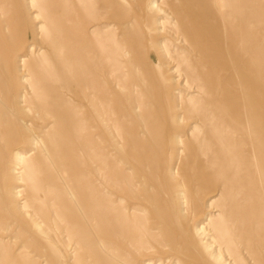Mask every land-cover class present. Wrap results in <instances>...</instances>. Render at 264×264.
Listing matches in <instances>:
<instances>
[{
  "label": "bare ground",
  "instance_id": "1",
  "mask_svg": "<svg viewBox=\"0 0 264 264\" xmlns=\"http://www.w3.org/2000/svg\"><path fill=\"white\" fill-rule=\"evenodd\" d=\"M58 1L61 8L58 14L62 16L66 25L74 22L79 26L81 21L72 19L70 16L72 12L75 15L78 14L77 7L80 0ZM158 1L149 0L148 5H146L147 12L144 9L146 7L143 5L144 1L133 5L135 12L132 19L112 22L108 12H104L100 13L99 17L95 18L92 24L87 25L82 30L79 29L82 33L80 36L75 35V30L72 31L66 25H62L59 26L58 38L54 40L53 37H50V43H48V47L51 49L50 55L47 59H42L35 63L33 80L29 82L27 89L24 90L26 104L30 107L28 111H37L40 114L44 113L45 116L41 117L40 121L50 120L45 127L50 132L48 137L46 136L47 134L43 133L38 136L36 128L32 126L26 127V121L22 118H19L21 127L18 124L14 125L9 117L8 93L6 95L4 90H0V145H2L5 151L6 148L9 149V145H7L9 141L19 140L18 146H24L27 142V148L22 152H17L8 167L10 175L7 183L12 184L11 181H16L25 185L22 191H19L17 187L14 188L12 185H9L11 205L15 213H23L22 215L25 217H27L28 209L34 210L33 216L35 217H40L44 213L35 205L39 201L38 197L35 196L36 193L27 191V188L32 189V186H36V178L38 176L34 174H39V180L45 182L48 191L59 194V197L62 199L60 203L57 197L50 199L49 204L51 203L53 215L60 217L59 210L61 207H64L66 211L74 212L76 228H78V230L74 231H76L78 236L81 235L85 238H78L80 239V245H83L89 252L101 255V260L104 264H146L144 262L140 263L138 258L133 256L132 250L138 253L150 250L151 247L147 242V236L161 246L163 244L158 240L160 233L163 232L164 235L168 236V230H177V222L169 211V197L165 191L157 192L155 196L147 199L148 204L154 207L153 212L157 214V217H154L155 224L148 226L145 222L136 223L129 215L118 209L116 202L109 200L107 193L96 185V182L92 178L94 173L91 170L84 168L78 174L73 172L76 162L72 159L78 157L82 159V149L87 145L91 147L95 146L96 148L95 140H97V137L90 136L89 139L85 138L86 140L83 142L80 134L85 124L82 125V122H79L78 118L76 119L78 116L77 109H80L82 105L77 100L79 99V95L76 99L77 95L75 96L73 93L72 87L78 84V82L81 84L82 80L88 79L90 82L93 79V87H95L97 79L101 77L103 80L101 88L104 85L107 89L106 94H108V96H104L105 101H103L104 99H100L101 105L106 102L108 106L102 120L106 126L110 141L114 145L120 146L124 152H126L125 144L128 141L131 142L132 149L135 151V156L131 158L139 160L136 168L138 171L144 169V165L148 163V159H153L156 152H161L164 155V164H166V158L170 149L172 153L171 163L174 165L179 163V196L187 206V213L183 215L184 224L187 227L185 233L181 234L183 240L178 245V252L180 254L189 252L191 256L193 255L192 257L196 254L201 260H205L206 257L208 260H205V264H210L211 261L216 264H222L223 259L226 261V254L234 258L236 255L234 263L240 264L244 260L245 255L252 253L250 245L253 244V240L247 239L246 243H240V246L244 248L241 251H237L238 247L235 245L238 244L237 241H239L240 236H235L233 239L230 238L231 233L228 228L225 231L224 237L230 239L227 243L219 242L221 240V236L218 233L219 229H214L211 222L208 225L206 224L204 228H200V225L209 220L211 215V213L207 212L210 209L208 198L206 197L202 201L201 198L193 200V197H191L195 192L203 196L210 189V186H202L203 184L212 185V182L224 177L226 164H224L223 160L225 156L232 155V160L236 159V167L238 168L241 165V160L248 162L246 156L242 154L240 156L238 152V147L244 144L245 140L242 139V136L245 134L248 141L246 144L250 146V163L254 167V172L260 182L263 183V161L256 143V130L252 125L246 89L236 69L237 58L229 43L224 40L225 54L236 72L238 85L245 101L243 134H241V129L237 127L236 121L233 120L230 123L224 118L226 91L223 79L218 76L213 90L209 92L208 86L203 79L204 75L198 74L196 71L192 72L189 65L183 68L184 65L179 61L184 56V61L193 63L194 70L200 67L202 69L207 68L210 59L208 50H200L191 45L187 48L174 46L172 50L162 47L163 41L154 34L155 32L162 31L160 24L165 19L158 17V11H167V7L171 5L165 1H161L159 4ZM214 1L223 22L222 29L225 31L226 23L222 7L220 6L221 0ZM3 8V5L0 3V10L2 12L4 11ZM106 8L110 9V6H106ZM181 9L185 12V20H189L188 18L192 17L193 13L192 6L186 3ZM28 10H30V6H28ZM167 13L169 12L167 11ZM146 14L150 19L148 28L146 27L148 33L144 34V32L140 31L137 35L134 30L135 23ZM188 23L192 22L189 21ZM8 24L6 21V28ZM174 24L177 26L178 36L182 38V43L188 44L189 35L182 29L178 18ZM199 24L202 26L201 21L196 19L194 25L197 26ZM111 27H114L116 31L113 37L100 33L97 36V31L104 32ZM203 32L205 30L201 29L197 33L201 35L200 33ZM120 35L124 37L134 35L136 38L133 40L125 39L121 42L120 50L118 49L116 52L122 60L118 58L114 61L111 55L103 57L102 55L106 49L109 50L110 54L115 52L110 42ZM172 37L173 35L170 38ZM170 38L169 40L172 41ZM150 41L155 48L154 57L152 55L147 56L145 59L147 61L146 64H142L143 55L146 48L149 49ZM102 42L105 43L104 46L101 44ZM113 42L115 41L113 40ZM40 52L41 49L38 53ZM30 55L32 56L33 54L31 53ZM104 62L108 64L106 70H103ZM172 62H176V67L171 66ZM89 63H91L93 70L87 68V64ZM127 64L130 65L127 66ZM143 65L145 66L142 69ZM163 68H165L164 72L161 73L160 69ZM128 70L138 72L137 81L134 83L130 84L126 79L128 77ZM5 72L10 73L9 66L4 67ZM11 81L12 78L7 82V90L9 92L11 91ZM90 82L89 84H91ZM87 83H85V86ZM93 87L91 88L92 90L95 89ZM57 90L59 93H56ZM126 92L129 93L127 96L124 95ZM90 94L92 95V92ZM136 96H139V98L136 99ZM88 97L90 96L88 95ZM92 97L97 99L96 94ZM24 98L17 97L18 106L21 105ZM127 101L132 104L131 107L125 106L124 103ZM88 104L86 103V105ZM82 107L81 109L86 108ZM151 108L155 109L154 112H151ZM89 110L91 109L89 108ZM156 114L162 116L161 126L157 130H150L147 121L155 120ZM83 119L86 118L84 117ZM137 121L139 124L136 123ZM186 122L192 123L185 124ZM86 128L84 131L87 130ZM75 142L79 145L78 150L81 152L80 155H78L77 149L73 147ZM10 146L12 147V145ZM90 146L88 148H91ZM102 149L103 147L99 150L102 151ZM9 150L8 152H11V149ZM4 151L0 148V152L4 153ZM97 151L96 149L92 152L95 156L102 158L101 166L103 167L100 169V172L104 180L107 183L113 185L121 184L122 186L125 181L120 180L115 175V171L120 164L119 160H116L111 166L108 163V158L111 155L109 153L102 154L101 152L96 155ZM76 152L78 153L76 154ZM237 154L242 158H237ZM200 155H206L207 159L199 160ZM128 157L130 156L127 155ZM84 159L85 157H83L81 165L89 167L90 165ZM155 167L153 176L155 181L158 182L159 172L162 168L159 165ZM132 169L134 168L132 167ZM211 169L212 172H210ZM189 170L191 174H189ZM122 175L127 180L125 171ZM83 180H87L88 186H80ZM195 180L201 185L198 189L194 185ZM191 185L195 188L189 187ZM73 186L75 188L78 187V189L76 188L75 190ZM37 187L39 188L40 186ZM85 187L87 188L85 189ZM42 189L44 190L43 187ZM82 191H84V195L81 194ZM4 194V188L0 182V205L3 204V200H6ZM99 195H103L104 198H100ZM21 197L25 199L22 204L19 202ZM52 197H54L53 194ZM260 214H264V208L260 209ZM2 225L0 223V235L8 234L11 228H13L12 225ZM42 225L43 223L39 227H42ZM114 225L120 228V233L124 240L123 245L127 250H124L119 245L109 243L100 237L99 233H104L105 227L111 232L114 230ZM152 229H157L158 232H153ZM241 230L247 232L248 235L254 234L255 237H259L261 221L252 218L247 226L244 229L241 228ZM70 231L73 232V229L71 230L70 228ZM47 232L50 234L53 232L49 226H47ZM14 244L11 237L0 236V264H16L15 257L11 256L15 248ZM224 244H226V248L222 247ZM258 244L262 249V253H264V245L261 241ZM187 246L188 248H186ZM253 255L255 254L253 253ZM26 257L23 258L26 259ZM183 264L201 263H193L186 260Z\"/></svg>",
  "mask_w": 264,
  "mask_h": 264
},
{
  "label": "rangeland",
  "instance_id": "2",
  "mask_svg": "<svg viewBox=\"0 0 264 264\" xmlns=\"http://www.w3.org/2000/svg\"><path fill=\"white\" fill-rule=\"evenodd\" d=\"M140 1H144L143 5L146 6L149 0H80L77 7L78 14L75 15V13L72 12L70 16L72 19L81 21L80 25L77 26L74 22H70L66 25L62 16L58 14L59 11H61L58 0H0V3L4 7L3 12L0 10V90H4L6 95L8 93L9 117L11 121H13V124H18L21 127L19 118H22L26 121V127L32 126L36 128L38 136L43 133L47 134L46 136L48 137L50 134L49 130L45 129L50 120L40 121V118L44 117L45 114H40L37 111H28L30 107L26 104L24 90L27 89L29 82L33 80L35 63L39 60L47 59L50 55L49 52L51 49L48 47V43H50V37H53L54 40L58 38L59 26L66 25L70 30H75V35L80 36L82 33L79 29L82 30L87 25L92 24L94 19L99 17L100 13L108 12L112 22L132 19L135 12L133 5H136ZM161 1L168 2L171 5L167 7V11L170 14L167 13V11H158V17H163L165 19L162 20L160 24L162 31L155 32L154 34L163 41L162 47L172 50L174 46L187 48L191 45L200 50H208L210 59L207 68L202 69L200 67L194 70L193 63L184 61V56H182L179 61L184 65L183 68L189 65L192 72L196 71V73L204 75L203 79L208 86L209 92L213 90L218 76L223 79V85L226 91L225 109L223 112L224 118L230 123L233 122V120L236 121L237 127L241 129V134H243L245 101L238 85L236 72L225 54L224 42L226 41L229 43L230 48L237 58L236 69L246 89L247 104L252 117V125L256 130V143L263 161L264 173V0H221L220 6L222 7L224 21L226 23L225 31L222 29L223 22L214 0H159L158 3L160 4ZM186 3L192 6L193 13L192 17L188 18L189 20H185V12L181 9ZM27 5L30 6V10H28ZM106 6H110V9H107ZM146 8L147 6L144 8L147 12ZM3 13H5V15H3ZM147 18L148 15L146 14L135 23L134 30L137 35L140 31L144 32V34L148 33L146 27L148 28L150 19L148 18V20ZM177 18L179 19L182 29L189 35L188 44L182 43V38L178 36L179 32L177 26L174 24ZM196 19L201 21L202 26H200V24L197 26L194 25ZM6 21L9 23L7 28ZM189 21L192 23H188ZM201 29L205 30V32L199 35L197 32H200ZM115 32V28L111 27L104 32L97 31V36L98 33H100L113 37ZM171 35H173L172 38H170ZM169 38L172 41H170ZM97 39L100 41L98 37ZM125 39L133 40L136 38L134 35H129L127 37L120 35L115 37L110 42L115 52L110 54L109 50L106 49L102 56L111 55L114 61L118 58L122 60L116 50H120L122 45L121 42ZM113 40L115 42H113ZM101 44L104 46L105 43L102 42ZM149 46V49L146 48L145 54L143 55L142 64H146L147 61H145V59L147 56L152 55V57H154L155 48L151 41ZM40 49L41 52L38 53ZM31 53L33 54L32 56L30 55ZM18 56L19 58H17ZM87 65L89 66H87V68L93 70L91 63ZM129 65L130 64H127V66ZM5 66L10 67L9 74L6 72L4 73ZM144 66L145 65L142 66V69ZM171 66L176 67V62H172ZM107 67V62H104L103 70H106ZM164 69L165 68L160 69V72H164ZM154 71L157 72L156 69H154ZM11 78L12 85H10L11 91L9 92L7 90V82H9ZM137 78L138 72L135 70H128V77L126 79L130 84L137 81ZM88 80H82L81 84L78 82L79 85H73L72 91L75 96L77 95L76 99L79 95V99L77 100L81 102L80 104L83 107H86L84 109L81 106L83 109H81V107L77 109L79 117L77 116L76 119L78 118L77 120L82 122V125L85 124L82 128L85 129L87 127L85 131L80 128V130H82L80 135L83 142L89 139L90 136H96V148L95 146L91 147L89 145L93 148L91 149L88 148L89 146L87 145L85 146V148L87 147L86 151L83 147L82 159L79 157L72 159L76 162L73 172L78 174L84 168L91 170L94 173L92 178L96 182V185L107 193L109 200L116 202L118 209H121L129 215L136 223L145 222L148 226H153L155 224L157 214L153 212L154 207L148 204L147 199L155 196L157 192L165 191L169 197V211L177 222V230H168V236L161 232L158 237V240L163 244L161 246L147 236L146 239L151 249L144 250L141 253L132 250L133 256L138 258L140 263L144 262L146 264H183L186 260L193 263L199 262L205 264V260H208L206 257L205 260H201L196 254L192 257L193 255L191 256L189 252L181 254L178 252V245L183 240L181 234L185 233L187 227L183 220V215L187 213V206L179 196V163L176 165L171 163V149L166 158V164H164V155L161 152H156L153 159H148V163L144 165V169L138 171L136 168L139 164V160L131 158L135 156V151L132 149L131 142L128 141L125 144L126 152H124L120 146L114 145L109 139L106 126L102 120L105 112H107L108 106L106 102L103 105L100 104V99L103 100L104 96H108V94H106V87L103 85V88H101L103 80L99 77L95 87H93V79H91L92 82ZM104 80H106V78H104ZM89 82L93 84L91 85ZM85 83H87L86 86ZM91 86L95 89L92 90ZM91 92L92 95L90 94ZM56 93H59V91L57 90ZM94 94H96L97 99L92 97ZM128 94L129 93L126 92L124 95L127 96ZM88 95L90 97H88ZM17 97L24 98L19 106L17 105ZM138 98L139 96H136V99ZM105 100L106 99L103 101ZM86 103H89L88 105L90 106L86 105ZM124 104L127 107L132 106L129 101ZM89 108L91 110H89ZM154 110V108H151V112H154ZM84 117L86 119H83ZM161 121L162 116L156 114L155 120L147 121L148 128L150 130H157L161 126ZM136 123L139 124L138 121ZM188 123L190 124L192 122ZM188 123L186 122L185 124ZM90 129L91 131H89ZM88 132H91V134ZM242 139L245 141L244 144L238 147V152L240 156L241 154L245 155L248 162L241 160V165L238 168L236 167V159H234V161L232 160V155L225 156L223 160L224 164H226L224 177L215 180L212 182V185L203 184L202 186H210L208 192H205L203 196L195 192L191 197H193V200L201 198L202 201L207 197L209 201L208 206L210 209L207 212L211 213V215L209 220H206L204 224L200 225V228H204L206 224L208 225V223L211 222L214 229H219L218 233L221 236L219 242L221 241V243H227L230 238L233 239L235 236H240L239 241H237L238 244L235 245L238 247L236 249L237 251H241L244 248L240 246V243L244 244L247 239H252L253 244L250 245L252 247V253L250 255H245L244 260L241 261L240 264H262L264 262V253H262V249L258 243L261 241L264 245V214H260V209L264 208V177L263 183H261L249 160L250 146L246 144L248 143L246 134L242 136ZM18 142L19 140L9 141V143H7L11 152H8L9 149L7 148L4 151L2 145H0V148L4 151V153L0 152V182L4 188V196L6 198V200H3V204L0 205V223L3 224L2 226L12 225L13 227L8 234H1L0 236H8L13 239L15 248L11 256L15 257L16 264H97V262L98 264H104L101 260V255L89 252L83 245H80L79 240L84 237L81 235L78 236L76 231H74L78 230V228H76L74 212L66 211L64 207H61L59 210L60 217L53 215L51 203L49 204L50 199L57 197L59 203L62 199L59 197V194L48 191L45 182L39 180V174L36 173L34 175L39 177L36 176V179L40 183L36 180V186H32V189L27 188V191L36 193L35 196L38 197L37 199L39 201L35 205L44 212V215L42 214L40 217H35L33 216L34 210L32 209L27 210V217L23 216V213L18 214L14 212L11 205L9 185H12L14 188L17 187L19 191H22L25 187L21 182L11 181L12 184L7 183L10 175L8 169L10 162L17 152H22L27 148V142L24 146H18ZM10 145H12V147ZM78 146L77 142L73 145L79 152L78 155H80L81 152L78 150ZM101 147H103L102 151L99 150ZM96 149L98 150L96 155L100 152L102 154L109 153L111 155L108 158V163L111 166L116 160H119L120 164L115 171V175L120 180L125 181L122 186L121 184L113 185L104 180L100 172V169L103 167L101 166L102 158L100 156H95L92 152ZM84 151H86V153H84ZM78 152H76V154ZM127 155L130 157L127 158ZM240 156L237 154V158H242ZM83 157H85L86 160H84L90 165L89 167H83L81 165ZM200 159L206 160L207 156L200 155L199 160ZM158 165L162 169L159 172L158 182H156L153 171L156 168L155 166ZM132 167L134 169H132ZM124 171L126 172L127 180H125L122 175ZM210 172H212V169ZM189 174H191L190 170ZM86 182L87 180H83L80 186H86ZM194 185L197 189L201 186L196 180ZM37 186H40V190ZM73 187L75 188V186ZM189 187L195 188L193 185ZM76 188L78 189V187ZM86 188L87 187H85V189ZM52 194L54 197H52ZM81 194L84 195V191H82ZM99 197H102V199L104 198L103 195H99ZM24 200V197H21L19 202L22 204ZM182 210H184V212H182ZM252 218L261 221L259 237H255L254 234L248 235L247 232L241 230V228L244 229L247 226ZM41 223H43V225L39 227ZM47 226L52 229L53 232H51V234L47 232ZM70 228L71 230L73 229L74 233L70 231ZM228 228L231 233L230 238H225L224 234ZM152 230L153 232H158L157 229ZM120 232V228L116 226L111 232L105 227V232H100L99 235L105 241L119 245L124 250H127L123 245L124 240ZM222 247L226 248V244ZM186 248H188V246ZM253 253L255 255H253ZM23 257H26V259ZM94 257L96 258L94 259ZM235 259L236 255L234 258L226 254V261L223 259L222 264H235ZM33 260L35 261L32 262ZM210 264L216 263L211 261Z\"/></svg>",
  "mask_w": 264,
  "mask_h": 264
}]
</instances>
